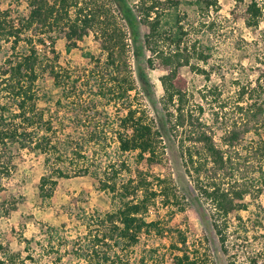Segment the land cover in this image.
Instances as JSON below:
<instances>
[{
    "label": "trees",
    "instance_id": "1",
    "mask_svg": "<svg viewBox=\"0 0 264 264\" xmlns=\"http://www.w3.org/2000/svg\"><path fill=\"white\" fill-rule=\"evenodd\" d=\"M26 3L27 15L0 8V189L17 170L13 150L18 147L44 157L45 174L38 185L43 203L52 200L60 180L73 177L91 178L111 201L106 213L79 210L77 227L85 232L77 239L61 234L67 225L50 227L45 239L51 250L60 254L71 247L83 264H130V250L145 234L176 233L169 246L173 264H210L182 230L167 229L158 214L157 220H149L160 198L164 207L181 208L184 197L178 194L173 175L153 173L164 162L162 138L176 134L189 179L184 200L196 206L204 222H211L228 253L231 217L248 210V197L264 192V72L254 87L239 88L234 117L225 124L219 144L213 127L201 117L203 108L200 113L192 108L182 74L183 68L205 73L192 63L207 62L209 57L201 42L189 38L179 11L181 0ZM194 4L219 9L218 0ZM245 22L249 28L264 26V0L250 1ZM92 33L102 55L85 54L91 67L74 78L60 66L57 41L65 40L70 54ZM155 70L164 73L160 108L149 76ZM43 78L59 90L57 99L43 97L39 88ZM210 94L219 98L222 120L224 116L228 120L219 89ZM141 96L161 111L152 116L148 105L134 102ZM111 106L120 109L115 119ZM252 134L258 140L248 141ZM129 155H135V169ZM25 242L29 251L31 241ZM0 264L59 262L23 258L1 244ZM141 264L149 263L143 259Z\"/></svg>",
    "mask_w": 264,
    "mask_h": 264
},
{
    "label": "rangeland",
    "instance_id": "2",
    "mask_svg": "<svg viewBox=\"0 0 264 264\" xmlns=\"http://www.w3.org/2000/svg\"><path fill=\"white\" fill-rule=\"evenodd\" d=\"M131 1L136 3L139 0ZM181 1L179 11L183 24L189 30V38L201 42L202 49L209 57L207 62L193 60L192 63L206 74L191 68H183L182 74L188 81L192 108L197 113H200V107L203 108L204 114L201 117L213 127L216 141L221 144L223 128L234 117L233 110L239 101V88L254 87L264 72V26L261 24L259 28H249L246 25V8L251 0L244 3H238L237 0H218V10L215 7L199 8L194 4L197 0ZM0 8L19 10L21 15L29 12L26 0H0ZM56 49L61 54L60 66L74 78L91 67L85 54L97 57L102 55L100 42L93 33L84 39L79 49L70 54L67 53L66 41L63 39L57 41ZM163 74L160 70L149 71L159 108L164 95L160 82ZM39 86L43 97L46 95L49 99H57L59 96V90L54 88L50 79L43 78ZM216 88L222 94L220 102L228 106L225 112L228 120H225V116L222 120L224 113L219 111V98L216 99L210 94ZM134 102L140 106L148 105L152 116L161 111L152 108L142 96ZM108 108L112 119H115L120 109L118 111L114 106ZM217 111L221 112L219 120ZM175 135L169 134L162 138L164 162L153 173L164 177L172 174L174 184L178 186V194L187 198L183 187L189 179L182 159L180 139ZM255 140H258L257 136H248V141ZM13 155L16 157L17 170L10 180L4 182L5 187L0 189V245L13 252L22 253L23 258L31 255L41 263L58 261L59 264H83L71 252V247L67 251L65 248L61 249L60 254L51 250L45 233L50 227L60 229L67 225L66 232L62 231L61 234H66L71 241L77 239L85 230L77 227L76 214L79 210L106 213L111 209L109 196L98 191L91 178L73 177L60 180L52 200L43 203L38 185L45 174L44 157L20 151L18 147L14 148ZM134 158L135 155L127 157L133 168ZM184 198L180 202V209L177 206L164 207L160 198L156 208L152 209L149 220H157L158 214L167 229L182 230L188 236L190 246L193 249L195 245L199 247L203 259L209 260L210 264H254L255 261L264 264V192L248 197V210L231 217L228 253L223 250L211 222H204L196 206ZM204 207L206 210L210 209L206 204ZM176 236V233H167L164 237L155 233L145 234L141 242L130 250V264H141L143 259L149 264L152 260L159 264H173L174 253L169 246ZM26 240L31 241L29 251Z\"/></svg>",
    "mask_w": 264,
    "mask_h": 264
}]
</instances>
